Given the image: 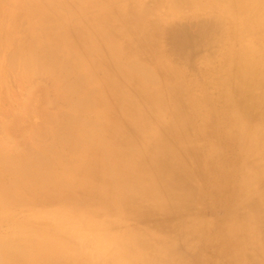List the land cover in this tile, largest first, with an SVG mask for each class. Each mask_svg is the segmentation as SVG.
Segmentation results:
<instances>
[{"label": "bare ground", "instance_id": "6f19581e", "mask_svg": "<svg viewBox=\"0 0 264 264\" xmlns=\"http://www.w3.org/2000/svg\"><path fill=\"white\" fill-rule=\"evenodd\" d=\"M5 1L8 7L0 3V46L3 43L7 49L13 48L5 62L6 76L7 72L15 74L16 63L21 61L27 78L17 83L7 78L0 81V222L9 221L7 233L13 229L24 232L12 238L0 235V264H198L192 256L185 259L176 246L184 228L186 241L189 239L186 220L194 210L192 198L211 199L205 194L202 178L211 181L214 195L219 193L226 203L223 227L208 222L203 240L212 236V241H220L223 247L214 252L219 258L235 257L228 264H264V127L252 126L264 125V43L257 45L261 51L253 58L255 67L247 68V64L242 68L248 62L239 57L237 68L232 66L224 75L234 83L227 91L228 100L224 98L233 110L228 121L211 128L203 115L195 114L191 120L197 129L196 141L201 136L203 145H208L205 138L210 139L211 131L243 156L239 181L233 185L229 168L202 171L194 166L193 170L191 164L183 162L182 149L173 148L176 142L189 143L182 124L174 119L175 107L168 108L180 97L176 72L165 57L150 54L160 47L161 20L151 25L147 15L136 16L135 8L108 7L119 0ZM22 4L27 9L18 15L16 8ZM53 6L69 16L62 22L72 23L53 26L51 21L32 18V14L49 12L47 8ZM226 6L227 19L235 23L236 32L251 31L264 41V0H227ZM91 10L98 13V22ZM17 29L22 34L15 40ZM112 29L122 38L115 37ZM37 31L44 38L35 34ZM122 42L132 49L134 57L153 63L160 74L136 58L127 60ZM5 50L0 48V53ZM42 75L51 81V99L46 85L38 82ZM155 84L158 87L152 88ZM162 114L169 116L167 122L159 121ZM151 116L158 129L153 146L147 136ZM199 117L201 131L196 123ZM32 118L38 119L39 125H33ZM164 129L171 134L163 136ZM156 143L167 145L161 171H168V175L161 177L164 183L168 180L163 185L171 213L177 218L171 225L158 213L147 212L134 198L145 189L142 176L153 178L160 171ZM196 153L198 158L200 149ZM145 164L153 169L143 171ZM18 206L49 209L48 218L65 223L56 224L54 233L42 234L48 235L54 248L33 234V230L43 232L47 227L42 220L11 225L15 223L13 215L5 216L4 210L14 212ZM154 207L163 212L161 201H154ZM114 216L123 223L106 220ZM79 219L83 221L79 223ZM152 221L154 233L148 229ZM81 224L89 230L78 228ZM86 232L100 237L96 247H89ZM229 239L234 246H224ZM113 248V259L108 258Z\"/></svg>", "mask_w": 264, "mask_h": 264}, {"label": "rangeland", "instance_id": "374dc122", "mask_svg": "<svg viewBox=\"0 0 264 264\" xmlns=\"http://www.w3.org/2000/svg\"><path fill=\"white\" fill-rule=\"evenodd\" d=\"M126 1L127 2L122 4L119 0L117 1L119 3H110L108 7L117 8L120 6H125L129 10L135 8L137 9V11L135 12L136 16H139L140 14L147 15L148 22L151 25H156L158 19L161 20L164 25L163 33H161L160 35V47H157L156 50H151L150 54H152V56L154 54H160L161 56L165 57L166 60L172 65V69L176 72L174 77L176 80L177 88H179L178 85L180 84V97L179 99L175 98L171 104V107L168 108L171 111L175 107L176 117L174 119L176 120V122L182 124L181 129L184 130V132H187L189 143V145H184V143L182 142H176L174 145L171 144L170 148L173 145V148L175 147L182 149L186 156H184L183 162H185L186 164H191L193 170L195 168L194 166L200 167L202 171L203 168H205L206 170H220L221 168H229L228 171L231 175L232 184L235 185L236 182L239 181V170L241 169L243 164V156H241L236 148H234V145L229 144L226 140H222V138L218 139V137L216 138L215 136H212L214 135V133L211 131H208V137L211 136L210 139L205 138V142H208V145H203L201 136L199 137V141H196L194 138L196 137L195 132L197 129L195 127H192L191 120L194 119L195 114H198L199 116L203 115V117H206V122L208 121V125L211 128L219 126L228 121L227 117L233 110L228 109L229 103L227 101L228 99L226 95L227 91L230 90L231 86L234 83L232 84L230 80H226L227 78H225L224 75L227 72L231 71L232 66H236V61L239 60V57H245L246 62H248L245 63L242 68H244V66L247 64V68L255 67L257 63L255 62L252 65L253 58L261 51V47L257 45L261 44V42L264 43V41H262L260 36L255 34L253 35L251 31H246L243 33L236 32L237 26L235 25V23L229 22L227 19V0ZM0 3L4 7H8V2H6L5 0L4 2ZM14 8L15 7L13 6V9ZM26 9L27 8L24 6V4L19 5L18 8H16V13L18 15H22ZM47 10L49 12L44 11L40 15L32 14V18L33 16H35V21H51L53 26L54 24L59 25L58 22L64 23L62 25L63 27L68 26L66 23H72L68 21H61V19L63 18H70L65 14L64 11L61 12L59 7L53 6L50 10L48 8ZM90 12L92 15H94L93 19L98 22V20L96 19L98 13L95 10H91ZM165 13L167 14V18H164L166 16ZM76 15H79V13ZM113 31L114 32H111L115 37H117L118 39L122 38L121 34L116 33V29ZM21 34L22 33L17 29L15 30V35L13 38H15V40L19 39L21 37ZM35 34L44 38L40 31L35 32ZM6 45L7 44L4 45L2 43L0 46L1 49H6L4 54L0 53V58L4 59H1L3 60V62L1 61L3 64H1L0 62V68L2 69L0 73V77L2 78H0V81H6L7 78V81L10 82H23L27 77L24 75L21 61H18L16 63L15 74L7 72L8 75L6 76L7 66L5 62L8 58V52H11L13 50V48L7 49ZM8 45H10V43H8ZM248 45L250 46V50L246 49L248 48ZM139 46L140 45L137 44L136 48H139ZM123 47L124 55L127 60L134 61L133 58H136V60L138 62H141L144 66L150 67L149 70L156 71L158 74H160V72H158L153 66V63H150L149 61H146V59H143L141 57H134L132 49L125 43H123ZM84 61L86 62V60ZM232 62H234L235 64H232ZM239 69L240 67L236 70H238L239 72ZM3 71H5L4 74ZM32 80H35V78H33ZM38 82L46 85V87L48 88L46 89L48 93H50V99L53 98V87L48 77L44 75L39 76ZM157 82H159V79L157 80ZM158 84H155V86L151 87L156 88L158 87ZM168 93H171L173 95L172 91H169ZM36 95L40 96V93L37 92ZM224 98H226L227 100H224ZM178 101L179 103H181V109H179ZM61 109L62 107H60V110ZM60 110H54L53 113L57 112L61 114L66 111V109L63 112H61ZM162 115L163 116L161 117V119H159V121L167 122L169 120V116L164 117V114ZM150 119L152 124L147 136L148 141L151 142L153 146V142L155 139L154 137L158 136V129L156 128L157 121L153 118V116H151ZM235 120L236 119H234V122ZM198 121L199 122H196L197 125H199L198 131H201L203 124L200 122V117ZM31 123L33 125H39L40 121L36 118H32ZM252 126L260 128L264 127V125H261L259 123L253 124ZM164 130L165 133H163V136L171 134L169 130ZM222 135L223 134L221 129L220 136L222 137ZM166 148L167 145L164 146V144L156 143L155 151L159 152L158 161L160 162V171L157 170L158 174L153 178L145 177L144 175L142 176V187L145 189L143 190V193L140 197L134 198H138L137 204L145 207L147 212H151L152 214L154 213V215L158 213L157 216L160 217L164 223L171 225L177 222V218L171 213L170 206L168 205L167 200V189L163 185L166 184V181L168 180H166L164 183L161 177L166 176L165 178H167L168 175V171H161V167H165L164 160L166 159L167 154L164 153V151L166 150ZM197 149H200L201 151L198 158H196ZM163 154L165 155L163 156ZM175 162L176 161H173L172 163ZM202 165L204 166L202 167ZM254 166L255 165H253L252 163L250 164V168H253ZM146 169L152 170L153 168L145 164L142 170L145 171ZM175 170L178 175L177 167L175 168ZM205 172L206 171L204 170V174ZM172 173L173 171L171 172V175ZM173 176H176V174ZM201 182L203 183L205 194L210 195L211 199H203V196L200 199L196 196L192 198L194 210L188 213L189 215L186 214L188 215L186 226L187 229L190 230L188 236L189 239L188 241H186V229L184 228L185 233L183 230V234L179 238V241L176 240V248L177 251L185 259H189L191 256L196 260L198 259V264H202V261L208 262L206 264H228V262H232L235 257L230 258L229 256H222V258H219L216 252H214L215 248L223 247L220 245V241L215 239L212 241V236L207 238L206 240H203V235L207 228H205V224H208V222H210L209 224L218 226L217 228L220 227L221 229L223 227V219L226 214V203L224 197L219 195V193L218 195H216L217 197L214 195L211 181L202 178ZM208 189L210 190L208 191ZM154 201L156 204L158 201H161L163 207L162 213H159L157 211V208L154 207ZM4 211L5 216L13 215L14 219L12 221H15V223H11L12 226H15L16 224L28 225L33 224V222L37 219L42 220L44 226L47 227L43 232L33 230V234H38L44 240L46 246L50 248L55 247L54 242L49 239L48 235H45L44 237L42 235L49 234L51 231L54 233V230H56L55 226L56 224H58L56 222L57 220L53 221V218H48L50 215L49 213H51L49 209L42 207L18 206L14 212L12 210ZM106 220L123 223V221L116 216L108 217ZM82 221L83 220L79 219V223ZM64 224V222H59L58 225L60 226ZM9 226V221H1L0 235L12 238L19 233L14 229L11 232L7 233L6 228ZM78 226V228L80 229L87 228L85 224H81ZM154 228L155 222L152 221L148 225V229H150L151 232L154 233ZM61 232L64 233L63 231ZM137 232L141 233L140 231ZM23 233L24 232H21L19 234L23 235ZM94 233L95 232H86V237L90 241L89 247H94L95 245H97V240L100 238L96 233ZM28 234L31 235V233ZM123 235L127 234L123 233ZM110 236L111 234L108 235V238ZM223 244L224 246L227 244L230 247L231 245H233L231 239H229L226 243L223 242ZM111 254H114V248L109 251L107 255L108 258H112ZM77 258L83 261V259L79 256H77ZM148 261L150 260L148 259Z\"/></svg>", "mask_w": 264, "mask_h": 264}, {"label": "crops", "instance_id": "0c3cea01", "mask_svg": "<svg viewBox=\"0 0 264 264\" xmlns=\"http://www.w3.org/2000/svg\"><path fill=\"white\" fill-rule=\"evenodd\" d=\"M225 213V212H224Z\"/></svg>", "mask_w": 264, "mask_h": 264}]
</instances>
